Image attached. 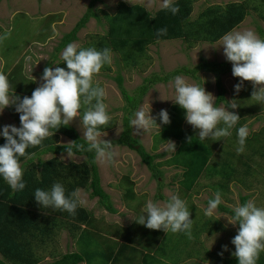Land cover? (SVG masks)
I'll use <instances>...</instances> for the list:
<instances>
[{
    "label": "trees",
    "instance_id": "1",
    "mask_svg": "<svg viewBox=\"0 0 264 264\" xmlns=\"http://www.w3.org/2000/svg\"><path fill=\"white\" fill-rule=\"evenodd\" d=\"M99 1L90 0L86 11L72 30L66 32L57 43L52 53L53 60H60L59 52L77 39L78 32L87 25L91 18H96L100 21L104 18L107 28L104 33L98 36L97 40L89 43V47H95L97 50L109 48L111 49V53H113L112 57H116L117 60L122 61L126 67H137L142 63L144 57L150 58L148 54L150 46L157 44L160 40L183 39L190 41L191 44L194 41L214 43L238 27L250 12V4L247 0L230 1L225 5H208L197 18H193L194 4L197 0H173V6H178L180 9L176 15L161 7L153 11L149 10L142 3H127L124 0L117 3L113 12H107L105 9L99 7ZM100 13L103 14V17ZM161 28L167 29L166 35H157V30ZM261 33L264 34L263 30H261ZM47 65L50 66L51 61ZM59 67L67 70V65L64 61L59 62ZM232 68L233 65L228 60L218 63L215 61H203L194 67L183 65L164 74L153 72L152 75L147 76L144 82L137 87L134 94H130L125 89L122 84L123 78L118 74L115 80L118 82L128 104L124 108L126 113L123 118L124 128L122 132L117 138L108 141L113 146L124 145L136 151L141 161L151 171L152 176L159 179L161 188L163 187L162 183L164 180V170L161 167L165 165L164 163L184 166V173L180 177L179 182L180 185L182 183L185 185V190L188 193L193 189V191H197L196 186H201L202 177L211 176L213 171H216L215 176H217L218 172H220L217 171L219 160H224L222 165H225L230 161L226 159V156H234L236 159L238 158L237 166L235 163L231 164L232 173L226 174L227 180L213 182V184L216 183L219 186L217 189L214 188V190L216 192L219 191L226 197L231 193L233 181L240 179L238 171L247 169L249 170V175H251L248 168H252L256 156L264 158V125L259 129L251 130L246 139L244 148L246 150V146L248 145V150L251 151L249 153H254L253 160L243 157L246 155L245 150L238 154L234 152V148L239 147L237 145L238 140H236L238 128L241 127L239 125L244 121L246 122L244 125H249L247 118L240 114L243 120H239L237 125L231 130V136L234 135L232 141L229 140L231 136L222 138L220 141L206 139L208 144H211V146H208L206 142L201 141L196 136L182 138L174 135L177 140L176 143L179 146L177 152L168 161H158L159 158L165 156V152L153 153L149 151L142 139L133 134V128L130 127V118H133L135 109L153 85L159 82L170 81L180 74H186L199 79L198 72L202 69L214 72L216 75V106L220 103L229 106L230 102L226 97L227 89L223 83V75L229 71L231 72ZM102 69L111 71L110 65H105ZM33 91L34 89L31 90L27 86L20 87L16 89V96L22 101L25 96L31 97ZM20 101H17V103ZM250 108L248 107V114L255 120H261L262 118H260L259 114H263L264 106L252 108L251 110ZM11 111L19 119L20 113L16 111L15 104L14 107H11ZM83 111L84 109L82 108L81 116ZM248 114L244 113L246 117ZM112 124L113 121H110L107 127L101 128V131L109 129ZM162 128L163 122L160 131L163 130ZM178 130L185 132L187 135L186 130L180 126ZM52 131L54 134L43 141L42 147H30L27 149V152L31 156L30 159L25 157L20 158L23 169V182L26 184L24 190L12 191L3 177L0 176V264H80L83 261H86L87 264H109L110 262L113 264V262L116 263L122 259L129 258V251L134 248V245L131 238L127 235L126 239L122 240V242L118 243L115 241V244L108 251L99 250L101 244L108 240L109 236L103 233L97 223L95 211L89 209L86 205L79 206L75 216H72L67 212L61 213L52 209H44L36 202L34 192L37 188L48 191L53 184L59 182L64 186L66 195H70L77 188L85 189L91 191V197H99V205L111 213L117 212L111 195L102 186L99 164L94 158V152L81 151L75 146L84 144L85 149L87 148V143L78 129L70 124L69 126H61L57 131ZM61 135L69 137L71 142H74L73 154L85 156L86 160L81 163L64 161L60 155L67 153L65 147L68 145L60 142ZM169 137L172 138V136L161 137L159 141ZM188 138H192L191 143L188 142ZM254 142H257L256 147L252 145ZM5 143L6 139L0 135V146H3ZM217 154L220 157L217 158ZM44 155L50 156L46 157ZM127 182L130 183V187L125 198L131 200L133 199L132 195H135V182H131L129 176H127ZM244 183L247 186L250 185L247 182ZM188 193H183V196L189 197ZM157 195V198L160 197L158 199L160 201L162 199L166 202L169 199L161 192V189ZM179 197L183 199V197ZM214 198L215 195L211 194L208 202ZM248 198V196L242 197L241 205L248 202ZM131 201L133 202V200ZM193 209V204L188 207L189 211H193ZM233 209L234 207L226 206L223 203L218 206L219 211L226 212L231 216L234 215ZM62 223L70 225L68 230L76 241L78 249L66 251L59 255L51 251L47 253L50 245L56 241ZM220 225L221 221L215 219L212 229H219ZM202 226V229H204V226H210V223L204 222ZM144 229H146V226H144ZM195 236L197 235L195 234ZM171 237L166 238L169 243L171 242V246L167 247L170 254L167 252L166 256L165 249L163 250L160 246L155 250V253L148 251L144 254V260H142L144 264H178L182 256L200 257L202 251L211 254L215 260V264H238V260L232 257L233 255H221L220 252L210 253L207 249L203 250L202 243L201 246L198 245L194 249H186V246L191 245L192 238H189L185 232H181L176 239ZM134 239L137 242V239ZM180 242L186 245H184L185 248L179 247L177 254H173L172 249L176 247L174 244L179 245ZM94 246L96 247L94 248ZM151 247L154 249L153 245ZM45 253L50 254L55 260L44 262L46 258ZM196 264L203 263L196 262ZM257 264H264V252L260 253Z\"/></svg>",
    "mask_w": 264,
    "mask_h": 264
},
{
    "label": "rangeland",
    "instance_id": "2",
    "mask_svg": "<svg viewBox=\"0 0 264 264\" xmlns=\"http://www.w3.org/2000/svg\"><path fill=\"white\" fill-rule=\"evenodd\" d=\"M119 1L121 0H100L98 5L107 12H113ZM124 1L130 3L129 0ZM230 1L242 0H197L194 4L193 18H197L208 5H225ZM247 1L250 4V12L245 20L234 30H252L259 38L264 39V34L261 33V30L264 32V0ZM89 2L90 0L0 1V37H3L6 33L9 34L7 39L0 40V72L4 73L7 78H9L10 92H14L16 91L15 89L26 86L29 87V89L38 88L44 83L42 79L44 69L46 67H52L54 70L56 67H59V62L63 61L61 54L66 47L59 52V61L52 59V53L62 36L66 32L71 31L80 17L84 14ZM131 2L142 3L149 10L155 11L161 7L162 0H152L151 6H149V0H131ZM100 15L102 16L103 14L100 13ZM106 28L107 25L104 18H102L101 21L96 18H91L87 25L78 32L77 39L72 43L77 44L79 47L87 48L89 47L90 42L97 40L98 36L106 31ZM148 54L150 58L144 57L142 63L137 67H126L122 61L117 60L116 57H112V63L110 65L111 71L102 69L95 77L94 84H99V86L106 90L107 95L104 99V103L107 105V112L112 118L111 121H113V124L109 129L102 131L104 135L101 139L108 141L117 138L124 128L123 118L126 113L124 108L128 103L121 92L118 82L115 80V77L118 74L123 78L122 84L125 89L130 94H134L137 87L144 82L147 76L152 75L153 72L164 74L183 65L194 67L203 61H215L218 63L227 60L223 52V46H221V40L215 43L194 41L193 44H191L190 41L183 39L160 40L157 44L150 46ZM50 61L51 65L48 66L47 63ZM198 75L199 79H195L186 74H180L179 76H182L189 84L204 87L206 92L213 95L215 103L217 97L215 73L202 69L198 72ZM173 82L174 78L170 81L159 82L153 85V87H151V89H149L143 96L142 102L139 103L134 111L135 113L142 107L146 111H151L150 115L156 119L157 124L160 126V128L159 126H154L149 132L143 135H135L142 139L144 145L149 151L153 153H168L164 157L159 158L158 161H166L167 158L169 159V155L172 152V150L167 147L169 143H159L161 137L172 136L173 143L177 141L174 135L182 138L189 136L198 137L199 130L194 129L193 126L188 123L185 124V110L172 100L176 95ZM223 83L227 89V100H229L230 103L235 100L239 107L232 109L224 103H220L217 107H223L240 116V114H248V107H251V110L252 108H260V106H262L251 99L255 87L251 82L245 81L242 90L237 94L235 91V85L240 83V78L234 77L232 71H229L223 75ZM10 96L14 98V94H10ZM160 97L166 100H162ZM11 107H14V104L5 108L3 112L0 113V133H2L4 126L13 125L20 127V119L16 118L15 114L11 111ZM162 109L168 111L170 123L167 125L163 124V130L160 134L162 120L159 118V113ZM259 115L260 118H262L261 120H255L250 114L247 115L249 132L251 130L259 129L264 125V111L263 114ZM240 120H243L242 116H240ZM71 124L74 125L83 136L80 118L77 117ZM179 126L186 130L187 135L185 132L178 130ZM134 132L135 130L133 129V134ZM141 132H143V130H141ZM233 136H231L229 140L232 141L234 139ZM236 140H238V137ZM60 142L68 144L71 142V139L61 135ZM204 142L208 144V141L204 140ZM237 145L239 146L238 143ZM252 145L256 147L257 142H254ZM208 146H211V144L209 143ZM113 147L116 153H118L114 158L115 163L98 164L104 183H107L112 187L110 188L107 186L106 191L110 192V195H112L114 204L122 207L121 214L117 212L114 215L110 214L108 210L99 205V197H91V191L80 189L81 197L85 201L84 205L95 211L97 223L106 236H113L111 234L113 227L109 229L106 227L108 223L114 221L116 222V225L126 226L130 225L134 220L133 218L144 214V207L143 209L141 208V205L146 202L145 197L141 196L143 193H145L144 195H146L147 201L152 200L156 203L163 201L162 199L161 201L158 200L160 197L157 198V193L160 189L168 198L172 195L183 197V193H188L185 190V185L183 183L181 184L182 187L181 185L179 186V177L176 175H179L180 169L163 165L161 169L164 170V180L162 183L163 187L161 188L159 179L152 176L151 171L141 161V158L136 151H131V149L124 145H114ZM236 149L237 148H234V152L237 153ZM245 151L246 155L243 157L253 160L254 153H249L251 151L248 150V145L246 146ZM60 156L61 158L63 157L64 161L69 163H81L86 160L85 156H79L76 154H73L72 157H68L67 153H62ZM216 157L218 158L220 155L217 154ZM226 159L231 162L229 161L227 164L222 165L224 160H219L217 163V171H220L217 176H215L216 171H213L211 176L208 175L202 177L201 186H196L198 192H191L193 195L183 198V200L186 201L187 207H190L192 204L194 205L193 211H189L191 212L190 218L192 219V241L190 246H186L181 242L179 245L174 244L176 249H172L173 254H177V249H179V247L185 248L186 246V249H194L198 245L201 246V243L203 244V250L207 249L210 253L220 252L224 255L232 256V253L235 251V245H233L231 241L238 234L239 225H232L228 222L227 218L232 216L226 212L219 211L218 208L211 217L205 216L204 214L205 209L208 206L209 196L211 194L215 195L216 191L214 188L217 189L219 187L216 183L213 184V182L226 181V174L232 173L231 164L235 163L237 166L238 158L236 159L234 156H226ZM254 160L255 162H253L252 168H248L250 169L251 175H249V170L247 169L244 171L239 170L238 174L240 179L234 178L235 180L231 185V193L226 197L223 195L221 196L224 205L235 207L237 204H241L242 197L248 196V201H254L258 207H264V158L256 156ZM125 174L130 175V177L136 181V191L141 193L138 194L134 191L135 201L133 205L135 206L133 211L123 207L121 202L126 201L122 197L124 196V193L117 188H122L121 185H124V180L122 179ZM244 182H247L250 185L247 186ZM211 184L213 185L211 186ZM143 190L145 191L142 193ZM128 203L131 204V201ZM119 211L120 210H118V212ZM215 219L221 221L219 229H212V224ZM204 222H209L210 226H204V229H202V224ZM69 226L68 223H62L57 239L50 245L47 253L51 251L54 254L59 255L66 251L78 249L76 241L69 233ZM143 227V225H139L136 222L130 227V233L137 239L139 246L145 244L149 245L160 240V245L164 250L168 246H171V242L169 243L166 239L167 237L172 236L171 238L176 239L179 237V234H181V232L167 234L162 229L151 230L146 227L145 235L143 233ZM195 234L197 236H195ZM116 238L121 240L119 236ZM225 245L227 246L226 251L224 250ZM96 246H94V248ZM168 249L169 248L166 249V256L167 252L170 254ZM99 250H103L102 246L99 247ZM137 256L139 255L137 254ZM51 260L55 259L51 257L50 254H46L44 262ZM196 261L203 264H215V260L211 254H207L205 251H202L201 256L195 257V259L184 255L179 259L178 264H196ZM118 263L130 264L127 261H118L115 264ZM141 263L142 261L140 260L136 264Z\"/></svg>",
    "mask_w": 264,
    "mask_h": 264
},
{
    "label": "clouds",
    "instance_id": "3",
    "mask_svg": "<svg viewBox=\"0 0 264 264\" xmlns=\"http://www.w3.org/2000/svg\"><path fill=\"white\" fill-rule=\"evenodd\" d=\"M129 2L132 3L131 0ZM151 2L149 0V6ZM161 8L173 15L180 11L178 6H173V0H162ZM166 34V28L157 30L158 36ZM8 35L6 33L0 40L7 39ZM221 46L226 59L233 65V76L240 78V83L235 85L236 93L242 90L245 81L251 82L255 86L251 99L264 105V39L259 38L252 30H233L221 38ZM61 58L66 63L67 70L63 67H56L54 70L46 67L42 75L44 83L32 92L31 97L25 96L22 101L16 96V91L10 92L9 78L0 72V113L15 104L22 125L4 126L0 133L6 139V143L0 146V176L14 192L22 191L26 187L20 158H31L27 149L42 147L43 141L54 134L52 130L69 126L77 117L81 120L83 139L87 143L86 149L84 144L75 145L79 150L94 152L96 162L101 164L115 163L114 158L118 155L110 141L101 139L104 135L101 128L107 127L112 118L104 103L107 95L105 88L94 84V79L102 68L112 63L111 49L82 48L75 43H69ZM173 86L176 95L172 100L185 110L187 123L199 130L198 137L201 141H220L232 135L231 129L240 120L239 115L215 106L211 93L206 92L204 87L187 83L182 76L174 78ZM10 94H14V98ZM229 107L236 109L239 105L233 100ZM82 108L84 111L81 116ZM150 112L142 107L134 113V118H130L134 135H143L154 126H159ZM159 118L165 125L170 123L167 110L162 109ZM248 135L246 124L238 128L237 153L244 151ZM191 141L192 138H188V142ZM73 144L74 142H70L65 147L68 157L73 155ZM175 144L177 143L170 142L167 147L175 151ZM221 195L217 191L215 198L209 200L205 216L214 215L222 203ZM34 197L42 208L67 212L72 216L85 203L79 188L66 195L64 186L59 182L53 184L48 191L37 188ZM143 212L144 214L133 218L136 223L151 230L162 229L167 234L185 232L191 238V212L186 201L178 195H172L163 204L148 200ZM233 212L234 215L227 219L232 225L238 224L239 230L231 241L235 245L232 255L238 260V264H257L260 253L264 252V207L248 201L243 205L237 204ZM224 250H227L226 245ZM80 264L87 263L83 261Z\"/></svg>",
    "mask_w": 264,
    "mask_h": 264
},
{
    "label": "crops",
    "instance_id": "4",
    "mask_svg": "<svg viewBox=\"0 0 264 264\" xmlns=\"http://www.w3.org/2000/svg\"><path fill=\"white\" fill-rule=\"evenodd\" d=\"M2 1V0H1ZM233 31V30H232ZM221 40V39H220ZM220 40H218V41H220ZM210 43V42H209ZM215 43V42H214ZM32 88V87H31ZM31 90H33V89H31ZM35 90V89H34ZM264 106V105H263ZM263 111H264V109H263ZM242 116H245L244 114L242 115ZM184 121H185V124L187 123V121H186V118L184 119ZM244 123H246L245 121L243 122V123H241L239 126H243L244 125ZM221 127H222V125H220ZM163 129V128H162ZM232 130V129H231ZM160 133H162V131H160ZM173 140H172V138L171 137H169V138H164L163 140H160L159 141V143L161 142V143H163V144H167V143H169L170 144V142H172ZM165 142V143H164ZM175 146H176V148H175V151H172L171 152V154L168 156L169 157V159H171V157L173 156V154H175L176 152H177V150H178V148H179V146L177 145V144H175ZM132 151V150H131ZM168 153H165L164 155H167ZM166 161H168V158L166 159ZM165 164V166H171V167H175V168H178V169H180V173H179V175L177 174L176 176H178L179 177V179H180V177L183 175V173H184V169H183V167L184 166H180V165H177V164H170V163H164ZM102 166V165H101ZM103 168H104V166H103ZM100 170V169H99ZM102 170V169H101ZM100 175H101V183H102V186H103V188H104V190L106 191V187L108 186V187H110L109 186V184H107V183H104V179H103V176H102V174H101V172H100ZM127 176H129V180L132 182V181H134L135 182V185H134V191H136L137 190V187H136V181L134 180V179H132L131 177H130V175H128V174H125L124 176H123V179L122 180H124V185H121L122 186V188H119V187H117L119 190H121L123 193H124V196H122L126 201H122L121 202V204L123 205V207L124 208H126V209H129V210H132L133 211V208H134V206L135 205H133V203H134V198H135V195L132 197L133 199H131V200H133V202L131 201V200H128V199H126L125 198V195L126 194H128V192H129V187H130V183L129 182H127ZM202 180V179H201ZM179 186H180V182H179ZM110 188H112V187H110ZM194 190V189H193ZM193 190H191V191H189V195H193L192 193L193 192H198V191H193ZM145 190H143L142 191V193L144 192ZM192 192V193H191ZM107 193H109L110 194V192H107ZM136 193H138V194H141V193H139V192H137L136 191ZM144 194L145 193H143V195L142 196H144ZM111 197H112V195H111ZM186 196H183V198H185ZM145 200H146V202H144L142 205H141V208L143 209V207L145 208V206H146V203H147V198L145 197ZM129 201H131V204L130 203H128ZM165 201H161L160 202V204H163ZM116 207H117V213H119V214H121V209H122V207H119V206H117V205H115ZM118 210H120L119 212H118ZM109 212V211H108ZM110 214H115V213H111V212H109ZM119 224V223H118ZM133 224H135V220H133L131 223H130V225H126V226H124V225H121V226H119V225H116V222H112V223H108L107 225H106V227L109 229V228H111V227H113L112 228V230H111V234L114 236H111V235H109V239L108 240H106V241H104L102 244H101V246H102V249L103 250H109V248H111L112 247V245L113 244H115V241L116 242H118V243H120V241L122 242V239L124 238V239H126V235L127 236H129L130 238H131V240L133 241V245H134V248H132L130 251H129V258H126V259H122L121 261H127L128 263H130V264H136V263H138L140 260L142 261V260H144V254L145 253H147L148 251H150V252H152V253H155V250L156 249H158L161 245H160V240H157V241H155L154 243H151V244H149V245H141V246H139V244L135 241V239H134V237L131 235V233H130V227L133 225ZM140 225V224H139ZM144 228V227H143ZM143 233L146 235V229H144V231H143ZM115 234V235H114ZM161 234V233H160ZM119 236L120 238H121V240L120 239H118V238H116L117 236ZM115 238L117 239V240H115ZM123 239V240H124ZM151 245H153V248L154 249H152V247H151ZM175 248V247H174ZM167 249V248H166ZM166 249H165V253H166ZM139 251V252H138ZM132 252H133V254H132ZM138 252V253H137ZM137 254L139 255V256H137ZM187 257V256H186ZM190 257V256H189ZM190 258H194L195 259V257H190ZM197 260V259H196ZM120 261V262H121ZM196 262H198V261H196ZM113 264H115L114 262H113ZM118 264H120V263H118ZM141 264H144V262L142 261V263ZM146 264V263H145Z\"/></svg>",
    "mask_w": 264,
    "mask_h": 264
}]
</instances>
